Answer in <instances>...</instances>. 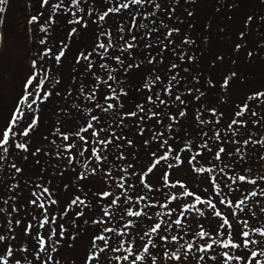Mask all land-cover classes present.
<instances>
[{
    "label": "trees",
    "instance_id": "trees-1",
    "mask_svg": "<svg viewBox=\"0 0 264 264\" xmlns=\"http://www.w3.org/2000/svg\"><path fill=\"white\" fill-rule=\"evenodd\" d=\"M25 1L29 11V21L32 16L37 17L36 21L29 23L33 41L32 61H36V66L34 68L32 65V70L38 74L39 79L47 74L48 79L45 82L49 83L51 78L55 77V73L50 69L51 64L46 62L53 58L47 43L55 10L38 7L36 0ZM207 1L211 2L216 11L213 12L212 19L209 17L206 20L203 35L195 29L191 21L196 15L193 6ZM38 3L42 5L40 0ZM122 4H128L129 7L120 8L119 12H109L104 20L99 19L109 8H117ZM0 8L5 9V0L0 4ZM229 8L230 11L237 10V15L227 14L226 10ZM45 11H48L47 15ZM56 12L64 18V24L69 26L71 34L77 32L79 26L87 27L89 23L95 25L96 34L92 38L90 48L85 52L82 51L83 55L89 57L79 74V77L85 81H79L77 76L74 78V82L77 81L76 95L80 100L73 99V104L78 105L83 115H79L77 119L68 114V117L75 121L70 130H55L57 124L50 133L48 132L45 139L49 138L57 143L53 150L49 145L31 149L32 153L37 155L33 162L43 154L46 160H50L53 156L58 159V164L53 161H51L53 165H49L50 162L44 164L45 175L61 174L64 177H71V182H68L69 194L66 198L56 194V188H47L39 181L37 186L33 184L28 185L29 188L26 187L31 191L28 199L30 203L34 198L33 200L39 205L44 204L43 208L36 207L42 212V217L38 223L36 220L32 223L43 230V238L46 240L43 254H48L51 250L49 237H62L61 226L63 236L67 235V229L62 224L64 222L62 216H67L71 221L73 216L66 211L58 210V205H64L66 208L82 212L91 209L88 222L95 229V233L91 237L92 253L83 264H97L104 251L111 254L115 252L114 249L122 250L117 244L119 237L115 228L121 224L125 225L123 226L127 233L131 234L134 240V244L128 241L126 248L123 247L127 251L128 245H131V254L143 256L142 260L136 261L139 264H152L153 257L156 264H224L221 254L225 251L230 255L242 257L240 261L233 260L229 264H253V261L248 259L253 250L258 253L253 260L259 259L261 264H264V256H259V252L264 250V237L253 231L256 228L264 230V211H262L264 179H261L264 177V96L248 99L253 93L264 92V64L258 67L260 59L264 60V50L250 48L246 43L242 45L234 39L236 34L234 28L238 26L242 28L241 33L245 29L247 33L250 32V36L251 34L261 36L260 47H264V5L250 0H143L140 4H133L132 0H77V4H72L70 1L65 6L61 5ZM238 12L242 14L239 15ZM249 16L252 17L250 21L247 20ZM111 17L115 19L110 22L112 24L107 25ZM121 17L123 20H118ZM76 20L81 22L69 23ZM183 25L186 26V30L182 29ZM73 28L76 29L74 33ZM207 30L208 40L212 45L221 41L224 47H228L227 63L222 70L212 61L206 62V68H210L207 72L197 68L200 66L197 61H200L204 50L200 49L204 47L202 36L206 35ZM41 40L44 41L43 44L40 43ZM109 41H111L110 45ZM70 43L71 40L67 41L64 45L65 49L62 48L61 51H67ZM101 43L107 46V51L98 47ZM40 44L43 45L41 49ZM128 44H132L133 47L128 48ZM236 45L240 47L237 48ZM208 46L209 41H207ZM236 49L239 51L234 57L233 53L235 54ZM240 52L244 54L246 63L244 58V63L239 60ZM135 55L138 57L136 58ZM115 57H119V60ZM82 58L80 56L79 60ZM89 64L92 65L91 68L88 67ZM258 68L259 72H257ZM138 71L142 73L132 82V76ZM232 73L236 75L231 77ZM109 76L112 79H109ZM226 76L231 79L229 85L224 87L223 78ZM239 85L242 87H238ZM68 91L72 92V89ZM43 92L50 93L49 87H45ZM68 96L66 94V97ZM177 96L180 97L179 100L176 99ZM161 100L164 103H160ZM109 104L113 107L107 109ZM244 104H247L248 108L241 116H236L235 113L240 111ZM141 108L143 111L140 110ZM65 109L68 111V107ZM129 112H135L136 116L127 115ZM181 112L184 115H180ZM253 112L256 113L255 116L252 115ZM152 113L158 115L154 116ZM93 116L97 119L92 120ZM233 120L237 123L233 124ZM89 123L92 125L91 128L88 127ZM97 132L106 135L110 150L118 148L116 144L120 145L122 157L116 159L113 156L115 159H112L111 156L96 161L95 156L91 157V151L97 139L92 137L88 143H85L87 151L80 159L82 162L83 157L87 159L91 157L90 165L84 170H79L76 154L79 148L72 143L68 151H61L62 147L68 145L60 142L64 141L65 135L70 142H74L79 136L85 137L83 133L90 136ZM246 140L247 144L244 143ZM128 141L132 143L129 144ZM169 148L171 152L168 158L160 160L155 167H152ZM220 148L225 151L220 153V159H217L216 153ZM82 149L84 150L83 147ZM126 154L134 157L131 166L130 160L124 157ZM177 155L182 163H177ZM192 157L195 159L193 160ZM125 160L128 162H124ZM38 161H40L39 157ZM150 167L152 171L148 172ZM196 168L211 171L197 172ZM165 173L168 174L167 183L162 177ZM100 174H104V179ZM240 175L246 176L247 180L239 181L237 178ZM112 176H117L115 181L110 179ZM156 176L160 177L157 182L152 179ZM32 180L33 178L24 181L32 184ZM253 180L255 184L248 182ZM177 181L184 187H180ZM121 184L123 187H120ZM39 187L43 190L47 188L49 191L40 192ZM12 189H9V193H12ZM185 190L194 195H182ZM104 191L111 195L102 201L100 198H104L101 195ZM251 192H256L257 195L251 196ZM39 193L41 197L37 199ZM22 195L21 193V197ZM77 196L84 201L83 204L71 203ZM195 196L205 201L211 200L216 205V210L223 215L216 217L214 210L207 204L196 203ZM113 199H117V204H111ZM222 199L226 203H220ZM241 200L244 203L237 208L236 204ZM227 201L232 203L228 204ZM192 204L195 205L193 209L184 207ZM18 205L26 207L20 198ZM129 208L132 211H140L142 215L128 216ZM197 208L201 210L202 215L195 210ZM105 211L109 213L107 216L104 215ZM177 218L181 220L180 226L174 223ZM224 218L229 220L231 227H219ZM45 220L47 222L41 227V223ZM8 222L0 217V235L5 237L3 243H7L20 233L19 229L14 228L13 221ZM156 223H160L161 228L152 233L150 229ZM106 228L112 231H104ZM32 229H28L30 234L33 233ZM201 229L208 235L198 236L197 233ZM53 231L55 235L52 234ZM241 231H248L249 239L258 243L249 244L245 248L242 243L244 238L239 235ZM229 232L232 233L231 236L228 235ZM23 233L26 235L25 223ZM101 235L106 238L107 243L96 240L93 246L94 237ZM173 235L177 236V240L171 239ZM162 236L166 239H160ZM226 239H232L240 247L223 248L222 242ZM213 241L219 243L213 244ZM189 243L192 244L191 249L187 247ZM145 244L149 245L148 253L143 251ZM207 244H212V248L206 252L199 251ZM0 246L3 247L1 241ZM21 251H23L22 245L19 246V253ZM30 251L37 250L34 248ZM3 253L4 255L1 256L4 259L0 260V264H12L19 259L8 256L7 251ZM172 253L179 255L180 259L172 258ZM5 256L8 261L5 260ZM201 256L204 257L203 260H200ZM213 256L216 260L211 259ZM45 260L48 262L51 259L47 257Z\"/></svg>",
    "mask_w": 264,
    "mask_h": 264
},
{
    "label": "rangeland",
    "instance_id": "rangeland-1",
    "mask_svg": "<svg viewBox=\"0 0 264 264\" xmlns=\"http://www.w3.org/2000/svg\"><path fill=\"white\" fill-rule=\"evenodd\" d=\"M70 1L71 0H48L47 4H43L42 0H40L42 3L41 5L38 3L39 0H36L38 7L42 6L46 10L50 11L54 9V5H58V7L54 9V20L50 23L47 43L49 48L48 50H50V55L53 54V58L46 61L51 64L50 69L55 73V77L51 78L49 83L45 82L42 86H40L39 97H37L36 94V85L39 84L40 79L37 77V79L34 80L33 85L29 87V91L32 92L33 95L29 97V100L25 104L21 105V110L24 115L13 126L12 133L14 135L10 136L8 144L0 147V217L6 222L13 221L12 223L14 228L20 230V233L13 236L7 243H3L1 241V245L3 247L0 246V256L4 255L3 252H6V248L11 247L13 250L12 258L19 257L18 260L20 261V264H26V261L27 264H83V262L86 261L88 256L92 253L91 237L92 234L95 233V229L88 222V214L91 212V209H86L82 212L81 210L66 208L64 205H58L59 211H66L67 213L72 214V221L67 216H62V220L64 221L62 224L67 229V235L49 239L51 250L48 254H43V252L40 251L38 242L39 238L43 237V230L32 224L33 220H36L38 223L40 217H42V212L36 208L39 207L38 203H36L35 206V204H31L28 200L31 196V191L30 189H27L30 187L28 185L34 184L37 186V181H39L44 183V186L47 188H56V194L63 196V198H66L69 194L68 182H71V177H64V175L61 174H51L52 176H48L43 173L45 171V167L43 166L46 162H50L49 165H53L51 161L58 164V159L53 156L50 157V160H46L43 154L38 156L40 161H38L37 157V160L33 162V159L36 158L37 155L33 154L32 150L35 149L34 147L44 148L45 145H49L50 149L53 150V147L56 146L57 143L53 142L49 138L45 139L48 132L50 133L53 127L57 124L58 125L55 130H70L71 126L75 124V121L69 118L68 114H71L73 117H77V119L79 118V115H83V113L78 109V105L73 104V99L80 100L79 96L76 95L77 81L74 82V78L77 76L79 81L84 80L79 77V74L83 66L86 64V60L83 58L82 60L79 59L82 51L85 52L90 48L92 38H94L96 34V28L95 25H91V23H89L87 27L79 26L77 32L70 35L69 26L64 24V18L56 12V10L61 8V5L65 6ZM250 1L264 5V0ZM193 9L194 13L196 12V15L191 22L195 26V29L204 35V25L206 24V20L209 17L212 19V14L216 10L213 9L211 2L208 1L194 5ZM45 13L47 15L48 11H45ZM226 13H230L232 16L237 15V10L236 12L234 10L230 11L229 8L226 10ZM28 14V6L25 0H5V9L1 14L0 19V138H2V131L11 119V113L15 110V106L19 102V98L23 95L24 83L31 73H33V41L30 35ZM238 14L240 15L242 12H238ZM114 19L115 17H111L107 21V25L112 24L110 22ZM118 20L123 19L121 17ZM182 29L186 30V26L183 25ZM241 30L242 28L238 26L234 28V33H236L234 39L236 42H241V44L246 43V45L250 48L264 50V47H260L262 43H259L262 40L261 36H256L254 34H251L250 36V32L247 33L245 29H243L242 36ZM202 38L204 41V47L202 46L200 49L204 50L200 61H197L200 65L197 68L202 72H207L210 68H206V62L212 61L216 63L215 66L222 70L223 66L227 63L226 55L228 47H224L221 41H217L216 44L213 43L212 45L210 40H208V30L206 35L204 37L202 36ZM70 40L71 43L69 48L67 51L64 50V55L58 63L55 61V57L60 54L62 48L65 49V43ZM207 41H209L208 47ZM71 47H73V49H71ZM41 48H43V45L40 44V49ZM237 51L239 50L236 49L235 54L233 53L234 57L237 56ZM135 57L137 58L138 55H135ZM238 58L239 60H242L243 63L245 60L246 63V58L243 53L240 52V56H238ZM263 64L264 60L260 59L258 67H262ZM259 68L257 69V72H259ZM141 73L142 71L136 72L132 76L131 81L133 82ZM89 76L91 79L93 78L91 74ZM45 87H49L50 90V95L47 97L43 95V89ZM238 87H242V85H239ZM70 88L72 89V92L68 91ZM66 94L69 96L66 97ZM33 99H36V103L29 108L28 104H30ZM79 103L81 102L79 101ZM66 107H68V111L65 109ZM33 117H36L38 122L33 128L28 130V135L25 136L23 135L24 130L31 123ZM82 121L85 120L82 119ZM83 135L85 136L83 140H81V136H79L76 140H74V142H70V140L65 139L63 142H60V144L66 143L67 145L75 143L76 148H79L76 151L79 170H84L90 165V159L93 156L92 151L90 159L83 157L82 162L80 159L84 155V152L87 151L85 143H88L92 137H96L97 139L92 148L96 149V153L101 157V159H107L111 156L112 159H119L122 157L120 154L121 146L116 144V147L118 148L110 150L107 146L108 140L106 139L105 134L97 132L96 135L92 134L89 136L87 133H83ZM98 135L101 136L98 137ZM91 142H93V140ZM18 143H22L26 147L24 149L17 148L15 145ZM5 147L8 149L7 152L4 151ZM68 149L69 147H62L61 151H68ZM81 153H83V155H81ZM126 155H124V157L125 159L130 160L129 165L131 166V160H134V157H131L130 154ZM113 156H115V158ZM95 160L98 161L96 157ZM127 160L124 162H128ZM119 165L120 163L118 162V166ZM16 168L21 169V171L17 172ZM100 175L101 178L104 179V174ZM162 177L164 178V174ZM32 178V184L25 183V179L30 180ZM116 178L117 176H112L110 179L115 181ZM152 179L157 182L160 177L156 176ZM11 188H13L14 191L12 189V193H9V189ZM39 188L41 189L40 192L43 191L42 187ZM21 193L23 194L22 197ZM37 197H41V194H37ZM19 198L23 201L26 207L18 205ZM33 199L31 201H33ZM100 200L104 201L105 197L100 198ZM77 213H81V215H77ZM14 219L16 220L14 221ZM20 219V223L16 226V221ZM120 221L123 222V220ZM24 223L25 229L27 228L26 235L23 233ZM29 225H31V227H29ZM123 225L124 224H121L115 227L117 228L119 237L117 239V244L121 246V243L123 242V246L126 248L127 242L130 241L134 244V240L133 237L130 236L131 234L127 233V230L124 227L125 225ZM56 226H58V224ZM28 229H32L33 233L30 234ZM125 235L129 237H126ZM20 245H22L23 251L19 253ZM4 247L6 248L4 249ZM124 247H121L122 250L112 252L115 255L112 253L111 255L110 253H107V251H104L102 258L97 264H132V261L135 259V255L129 254ZM34 248L37 251H30ZM126 255L129 256L127 261L122 259V257ZM37 256H39V259H37ZM47 257H51V260L48 262L45 260ZM117 257H120L121 259H117ZM5 260H7L6 256ZM12 264H16V261ZM136 264H139V262H136Z\"/></svg>",
    "mask_w": 264,
    "mask_h": 264
},
{
    "label": "snow or ice",
    "instance_id": "snow-or-ice-1",
    "mask_svg": "<svg viewBox=\"0 0 264 264\" xmlns=\"http://www.w3.org/2000/svg\"><path fill=\"white\" fill-rule=\"evenodd\" d=\"M3 2H4V0H0V4H2ZM42 2H43V4H47V3H48V0H42ZM71 2H72V4H77V0H71ZM142 2H143V0H132V3H133V4H140V3H142ZM56 7H58V5H54V6H53L54 9H55ZM128 7H129L128 4H122V5H120V6L117 7V8H109L107 12H105L103 15H101V16L99 17V19H100V20H104L105 16H107L109 12H119V11H120V8H128ZM2 11H3V9L0 8V12H2ZM189 15H191V13H189ZM251 19H252L251 16H249V17L247 18L248 21H250ZM36 20H37V17H36V16H32V17H31V20L29 21V23H32V22H34V21H36ZM80 22H81L80 20L69 21V23H80ZM245 23H247V21H245ZM141 27H143V25H141ZM41 30H43V28H42ZM75 31H76V29L73 28V29H72V32L74 33ZM173 31H176V30H173ZM70 35H71V33H70ZM101 35H103V33H101ZM169 35H171V32L169 33ZM241 35H243V33H241ZM132 39H135V37H132ZM40 43L43 44L44 41L41 40ZM110 44H111V41H109V45H110ZM98 47L104 49L105 51H107V46H106L105 44H103V43L99 44ZM127 47H128V48H132L133 45H132V44H128ZM236 47L239 48L240 45H236ZM63 55H64V53H63V51H61L60 54L57 55V56L55 57V59H56V61H57L58 63L60 62V59H61V57H62ZM249 55H251V53H249ZM81 56H82L83 59H85V60H88V59H89V57L86 56V55H83V53H81ZM78 59H79V58H78ZM115 59L119 60V57H115ZM190 59H191V57H190ZM32 65H33V67L35 68V66H36V61H32ZM91 66H92L91 64L88 65L89 68H91ZM129 67H132V65H129ZM173 67H175V65H173ZM235 75H236V73H232V74H231V77H234ZM37 76H38V74L35 73V72H33V74L30 75V76L27 78L26 82L24 83V85H23V88H24L23 95L19 98V102L16 104V106H15V110L11 113V119L8 121L7 126H6V127L3 129V131H2V138H0V147H2V146H4V145L8 144V143H9V140H10V136H11V135H14V134L12 133L13 126H14V125H15V124L21 119V117L24 115L23 112H22V110H21V105L25 104V103L29 100V97H31V96L33 95V93L29 91V87L33 85V82H34V80L37 79ZM231 77H229V76L224 77V78H223V85H222V86H224V87L228 86ZM47 79H48V76H47V74H45V76L39 80V84L36 85V94H37V97H39L40 86H42V85L45 83V80H47ZM109 79H112V77L109 76ZM157 79H159V77H157ZM146 86H147V85H146ZM43 95H44L45 97H47L48 95H50V93H48V92H44ZM262 96H264V92H256V93H253L252 96H249L248 99H249V100H252V99H254V97H262ZM149 99H151V97H149ZM176 99L179 100L180 97L177 96ZM35 103H36V99H33V100L31 101V103L28 104V107L31 108L32 105L35 104ZM160 103H164V101L161 100ZM112 107H113V105H112V104H109V105L107 106V109H110V108H112ZM247 108H248V105H247V104H244L243 107L241 108V110H240V111H237V112L235 113V115H236V116H241L242 112H243L245 109H247ZM107 109H104V111H107ZM140 110L143 111L142 108H141ZM212 111L214 112L215 110L213 109ZM127 115H129V116H136V113H135V112H129V113H127ZM152 115L156 116V115H158V113H152ZM180 115H184V113L181 112ZM252 115L255 116L256 113L253 112ZM96 119H97L96 116H93V117H92V120H96ZM37 122H38V119H37L36 117H33L32 120H31V123H30V124L28 125V127L24 130L23 135L27 136V135H28V130L31 129V128H33V127L37 124ZM203 122H204V121H201V123H203ZM241 122H242V121H241ZM232 123H233V124H236L237 121H236V120H233ZM88 127H89V128L92 127L91 123H89ZM169 127H171V125H169ZM82 131H83V129H82ZM77 135H79V133H77ZM93 135H96V133H93ZM63 138H64L65 140H68V136H67V135H65ZM80 139L83 140L84 137H80ZM102 143H106V142H102ZM128 143L131 144L132 141H128ZM244 143L247 144L248 141L246 140V141H244ZM15 146H16L17 148H20V149H24V148L26 147V146H25L24 144H22V143H18V144H16ZM67 147L71 148V145H68ZM4 151L7 152L8 149L5 147V148H4ZM37 151H39V149H37ZM224 151H225V150H224L223 148H220L219 152L216 153V158H217V159H220V153H222V152H224ZM170 152H171V148H169L168 152H166L163 156H160V157L155 161V163L153 164L152 167H155V165L158 164L160 160H166V159L168 158ZM92 154H93V156L96 157L97 160H100V159H101V157L97 155V153H96V149H95V148L92 149ZM81 155H83V153H81ZM153 156H155V153H153ZM192 159L194 160L195 157H192ZM176 161H177V163H182V161H181V159H180V157H179L178 155L176 156ZM189 163H191V160L189 161ZM152 167L148 168V172H151V171H152ZM169 167H172V165H169ZM16 171H17V172H20L21 169L16 168ZM195 171H197V172H203V171H211V170H210V169H207V170H206V169H204V168H196ZM237 179H238L239 181H246V180H247V177L244 176V175H240ZM261 179H264V177H261ZM164 181H165L166 183H167V181H168V174H167V173L164 174ZM141 182L143 183V179L141 180ZM248 182H249V183H253V184L256 183L254 180H253V181H248ZM177 184H179V186L182 187V188L184 187V185H183L181 182H179V181H177ZM173 186H175V185H173ZM120 187H123V184H121ZM43 191H44L45 193H47L49 190H48L47 188H45ZM101 195L104 196V197H109V196L111 195V193H109V192H107V191H104V192L101 193ZM182 195H185V196H193L194 194L191 193V192H189V191H187V190H185V191L182 193ZM250 195H251V196H256L257 193H256V192H251ZM37 199H39V197H37ZM117 199H119V198H117ZM117 199H113V200L111 201V204H112V205L117 204ZM172 199H175V197H172ZM245 199H246V198H245ZM195 201H196V203H199V204H207V206H208L209 208H211V209L214 210V215H215L216 217H221V216L223 215L222 212L216 210V205H215L214 203H212L211 200H207V201H205V200L201 199V197H199V196H195ZM78 202H79L80 204H83V203H84V201L81 200L80 197H78V196H77L75 199H73V200L71 201L72 204H77ZM31 203L36 204V200L31 201ZM52 203H55V201H52ZM220 203L223 204V203H226V201L222 199V200L220 201ZM227 203H228V204H231L232 202H231V201H227ZM243 203H244L243 200L239 201V202L236 204V207L239 208L240 205L243 204ZM39 207H40V208H43V207H44V204L41 203V204L39 205ZM184 207H185L186 209H193V208H195V205H194V204H192V205H184ZM195 210H196L198 213H200L201 215L203 214V213L201 212L200 209L197 208V209H195ZM262 211H264V209H262ZM108 214H109V213H108L107 211L104 212V215H105V216H107ZM77 215H81V213H77ZM127 215H128V216L139 217V216L142 215V213H141L140 211H132L131 208H129V209L127 210ZM157 215H159V213H157ZM181 215H183V213H181ZM53 219H55V218L53 217ZM46 222H47V221L45 220V222H42L40 226L43 227V226H44V223H46ZM16 223L19 224L20 221L17 220ZM174 223H175V225L180 226V225H181V220H180L179 218H177V219L174 221ZM129 224H131V221H129ZM169 226H171V225H169ZM225 226H229V227H231V226H230V222H229V220H228L227 218H224V219H223V222L219 225L220 228H225ZM29 227H31V225H29ZM245 227H247V222H245ZM160 228H161V224H160V223H156L153 227H151L150 231H151L152 233H155V232H157V230L160 229ZM25 231H27V228L25 229ZM104 231H106V232H107V231H112V229H107V228H106V229H104ZM253 231L259 233L262 237H264V230H261V229H259V228H256V229H253ZM52 234L55 235V231H53ZM60 235L63 236V227H62V226H61V232H60ZM145 235H148V233H145ZM197 235L200 236V237H205V236L208 235V233L205 232L203 229H201V230L197 233ZM228 235L231 236L232 233L229 232ZM239 235L242 236V237L244 238L243 241H242V243H243V246H244L245 248H247V247L249 246V244H257V243H258V241H255V240H251V239H249L250 233H249L248 231H241V232L239 233ZM49 239H51V237H49ZM160 239L163 240V239H166V237H163V236H162V237H160ZM171 239H172L173 241H175V240H177V236L173 235V236L171 237ZM4 240H5V237H4L3 235H0V241H4ZM96 240L105 241V243H107L106 238H105L103 235H101V236H96V237H94V240H93V246H95V241H96ZM38 242H39V248H40V251L43 252V251L45 250V243H46V241H45V239H44L43 237H40ZM150 243H151V241H150ZM215 243H219V242H218V241H213V244H215ZM212 246H213L212 244H207V245H205L204 247L200 248L199 251H201V252H206L208 249L212 248ZM121 247H123V242L121 243ZM187 247H188V249H191V248H192V244L189 243V244L187 245ZM222 247L225 248V249H227V248H229V247L235 249V248H239L240 245L237 244V243H234L232 239H226V240H224V241L222 242ZM53 250H55V249H53ZM6 251H7V255H8V256H12V255H13V250H12L11 247H8V248L6 249ZM114 251H119V249H114ZM127 251L129 252V254L132 253V246H131V245H128V247H127ZM143 251H144V253H148V251H149V246H148V244H145V245H144ZM165 255L167 256L168 253L166 252ZM221 255H222L223 258H224V264H229V262H230V261H233V260H235V261H240V260L242 259L241 256H239V255H236V256L230 255L227 251L223 252ZM257 255H258L257 251L253 250V251H251L250 257H248V259H249V260H252V261H253V264H261V261H260L259 259H254V260H253V258H256V257H257ZM259 256H264V250H262V251L259 252ZM90 258H91V257H90ZM172 258H174V259H176V260H179V259H180V256L177 255L176 253H172ZM3 259H4V257H3V256H0V260H3ZM37 259H39V256H37ZM49 259H51V257H49ZM117 259H121V258H120V257H117ZM122 259L125 260V261H127V260L129 259V256H127V255H126V256H123ZM142 259H143V256H141V255H137V256H135V259L132 261V264H136V261H140V260H142ZM203 259H204V257L201 256V257H200V260H203ZM211 259H212V260H216V257L213 256V257H211ZM16 264H20V261L17 260V261H16ZM152 264H156L155 257L152 258Z\"/></svg>",
    "mask_w": 264,
    "mask_h": 264
}]
</instances>
